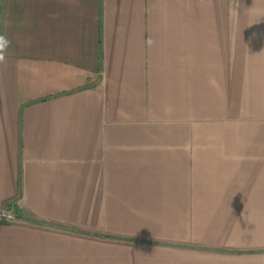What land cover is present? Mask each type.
<instances>
[{
    "label": "crops",
    "instance_id": "obj_1",
    "mask_svg": "<svg viewBox=\"0 0 264 264\" xmlns=\"http://www.w3.org/2000/svg\"><path fill=\"white\" fill-rule=\"evenodd\" d=\"M0 264H264V0H0Z\"/></svg>",
    "mask_w": 264,
    "mask_h": 264
},
{
    "label": "built area",
    "instance_id": "obj_2",
    "mask_svg": "<svg viewBox=\"0 0 264 264\" xmlns=\"http://www.w3.org/2000/svg\"><path fill=\"white\" fill-rule=\"evenodd\" d=\"M14 219L15 216L12 213L7 211H0V220L9 222V221H13Z\"/></svg>",
    "mask_w": 264,
    "mask_h": 264
},
{
    "label": "clouds",
    "instance_id": "obj_3",
    "mask_svg": "<svg viewBox=\"0 0 264 264\" xmlns=\"http://www.w3.org/2000/svg\"><path fill=\"white\" fill-rule=\"evenodd\" d=\"M8 41L4 37H0V52H2L8 45ZM0 60H3V56L0 55Z\"/></svg>",
    "mask_w": 264,
    "mask_h": 264
}]
</instances>
